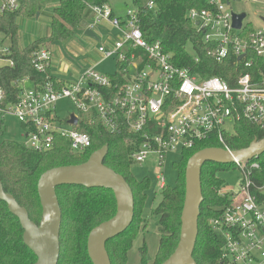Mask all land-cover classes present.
I'll use <instances>...</instances> for the list:
<instances>
[{"label":"built area","instance_id":"2783aa9c","mask_svg":"<svg viewBox=\"0 0 264 264\" xmlns=\"http://www.w3.org/2000/svg\"><path fill=\"white\" fill-rule=\"evenodd\" d=\"M24 1L0 0V14L16 12ZM155 1L147 0L142 8L128 10L122 18L109 5L90 7L92 22L84 31L97 36L101 62L116 60L113 75L90 67L75 83L65 81L63 88L29 77L13 81L9 93L0 86V118L11 117L20 123L27 149L51 151L55 138L61 136L69 140L72 153L82 155L92 144L89 133L81 129L82 122L99 118L111 133L127 130L142 135L141 142L135 137L127 140L129 146H135L131 156L134 163L145 164L148 156L155 154L162 166L168 152L190 150L211 138L223 143L224 133L241 120L264 128V26L246 25L245 14L237 30L233 15L241 13L232 11L233 3L260 5L264 24V0H205L206 9L194 8L187 15L216 62L232 59L241 71L231 83L219 77L203 79L191 68L174 65L161 41L147 40L141 17L155 11ZM105 24L113 29L114 38L108 35L101 39L96 32ZM33 53L34 68L47 73L53 65L51 50L41 48ZM11 56L10 40L0 31V71L14 68ZM66 99L75 112L63 121L57 114V104ZM74 117L76 124L72 122ZM242 164L245 167L239 172L242 179L238 190L228 186L220 189L221 195H230L231 200L209 223L223 239V263L264 264V183L257 185L252 180L253 172L259 169L257 159ZM157 177L162 190L166 179Z\"/></svg>","mask_w":264,"mask_h":264},{"label":"trees","instance_id":"16d2710c","mask_svg":"<svg viewBox=\"0 0 264 264\" xmlns=\"http://www.w3.org/2000/svg\"><path fill=\"white\" fill-rule=\"evenodd\" d=\"M155 11L143 14L141 30L150 43L161 41L163 49L172 56L174 65L193 69L203 79L219 77L229 83L232 77L241 73L237 71L232 59L218 64L209 54L208 44L202 34L196 31L193 22L187 17L191 9L203 10L208 7L205 0H156ZM142 8L145 0H137ZM109 5L108 0H60L52 17L51 35L37 41L31 46L19 47V27L16 19L19 15L32 18L41 9L38 1L27 0L14 13L0 14V31L10 40L11 58L14 68H2L0 86L9 93L13 90L11 83L18 78L29 77L41 84L51 83L58 88L65 86V81L53 74L52 68L47 73H39L32 64L33 52L41 48L51 50L54 43L69 41L90 7ZM251 30V29H249ZM189 47L195 51L190 54ZM198 59V60H196ZM244 73V72H242ZM13 99H11L12 101ZM233 131L224 133V142L211 138L199 143L193 149L181 152L177 165L178 181L174 188L167 185L161 190L163 199L155 211L159 217L160 245L155 260L150 261L147 247L140 250L139 264H163L175 252L179 245L181 216L186 197L185 169L189 159L197 152L210 148H229L242 151L254 140L264 139V128L246 120L236 123ZM81 129L91 137V148L82 155L72 153L69 140L57 136L51 151L37 152L27 149L23 144L10 139L0 141V180L4 191L17 200L20 206L29 212L30 219L39 224L42 218L38 182L42 174L54 168L82 165L88 158L104 146L109 147L105 164L126 179L134 194L135 215L130 228L113 240L107 241L106 249L111 264H126L128 254L133 249L135 238L147 228L145 207L147 192L151 180H139L132 172V154L135 146H129L127 140L134 138L141 142L142 135L129 134L127 130L111 133L102 125L100 119H85ZM6 120L0 118V139L5 135ZM22 136V135H21ZM23 138V137H22ZM259 169L253 172L252 180L264 183V155L258 157ZM232 165H237L233 163ZM228 166V165H226ZM226 166L210 163L202 168L203 202L198 220L199 231L194 260L196 264H225L221 260L223 239L211 228L209 221L221 215L230 202L228 196L219 195V190L226 186L218 173ZM62 211L58 264H93L88 255V237L93 229L117 214V202L112 191L87 189L80 186L59 187L56 190ZM24 229L17 217L10 213L6 203L0 200V264H36L34 253L23 241Z\"/></svg>","mask_w":264,"mask_h":264},{"label":"water","instance_id":"95a60500","mask_svg":"<svg viewBox=\"0 0 264 264\" xmlns=\"http://www.w3.org/2000/svg\"><path fill=\"white\" fill-rule=\"evenodd\" d=\"M234 16V28L240 29L245 13ZM85 35L96 39L90 30ZM77 123V119H72ZM109 147L104 146L94 152L82 165L54 168L41 175L38 182V196L42 208V218L35 224L29 212L20 206L15 197L4 191L0 180V200L7 204L10 213L18 218L24 229L23 241L34 253L36 264H58L61 244L62 211L56 190L59 187L80 186L87 189L104 188L112 191L117 202V214L112 219L101 223L89 234L88 255L93 264H111L106 244L126 232L135 215L134 194L126 179L109 168L104 162ZM264 155V139L254 140L242 151H228L227 149L210 148L195 153L188 161L186 176V197L181 216L180 242L169 259L163 264H196L194 250L196 248L199 231L198 220L203 202L202 168L208 163L232 165L258 159Z\"/></svg>","mask_w":264,"mask_h":264},{"label":"rangeland","instance_id":"374dc122","mask_svg":"<svg viewBox=\"0 0 264 264\" xmlns=\"http://www.w3.org/2000/svg\"><path fill=\"white\" fill-rule=\"evenodd\" d=\"M137 0H108V4L112 6L115 14L120 17H125L128 10H134L138 5ZM59 0H45L38 1L41 9L32 18L24 15H19L16 19L18 23L19 32V47L21 49L31 46L37 41L47 39L51 35L52 17L54 16L55 9L59 7ZM147 2V0H145ZM90 9L85 13L83 22L76 30L75 34L69 41L64 43H54L51 47V53H53L54 67H58V78L70 83H75L79 78L78 74L81 69H86L88 66L101 60V56L97 52V46L99 45L98 39L91 38L85 35V25L90 24L91 13ZM232 11L236 14L245 13L248 17L246 19V25L251 28H262L264 26L261 17L263 11L260 5L251 2H238L233 3ZM98 35L103 39L108 35L114 38L113 29L105 24L100 26L96 30ZM189 52L195 55L194 49L189 47ZM90 63V64H88ZM117 62L114 58L107 59L97 67V70L103 74L113 75L117 70ZM78 78V79H77ZM75 112L73 104L70 100L59 102L57 104V114L61 120L65 121L68 115ZM233 131V130H231ZM3 139H10L17 143H24V139L21 136V125L14 118L7 117L6 119V131L4 132ZM80 155V154H76ZM158 156L150 154L145 161V164L133 163L132 172L135 178L142 180L149 178L151 180L150 189L147 192L148 201L145 207V216L147 219V228L142 231L136 238L133 245V249L129 252V260L126 264H139L141 262L140 250L146 246L147 254L150 261L155 260V255L160 245V225H158L159 217L155 215L157 207L160 205L163 199L161 188L159 186L158 175L165 177L166 185L170 188H174L178 181L177 165L181 162V152H168L163 160L162 166ZM211 163V162H210ZM208 163V164H210ZM245 164L240 165H228L223 168L224 171L218 173L222 178L226 186L232 188L233 191L238 190L239 183L241 181V175L239 172ZM250 165L246 166V170ZM219 195L221 191L219 190ZM231 200L230 195L222 196Z\"/></svg>","mask_w":264,"mask_h":264},{"label":"crops","instance_id":"0c3cea01","mask_svg":"<svg viewBox=\"0 0 264 264\" xmlns=\"http://www.w3.org/2000/svg\"><path fill=\"white\" fill-rule=\"evenodd\" d=\"M60 1V0H59ZM58 4H59V2H58ZM109 7L112 9V6H110L109 5ZM138 7V6H137ZM113 10V9H112ZM90 12V11H89ZM91 13V12H90ZM113 13L115 14V12H114V10H113ZM116 15V14H115ZM117 16V15H116ZM91 17H92V15H91ZM118 17H120V16H118ZM122 18V17H121ZM91 20H92V18H91ZM87 25V24H86ZM85 25V26H86ZM83 28H85V27H83ZM88 64H90V63H88ZM102 64V62H101V60H100V58H99V60L98 61H96V62H93V64H91L90 66H88L86 69H88V68H90V67H94V68H96V70H97V67L99 66V65H101ZM52 69H53V74L54 75H56V76H58V71L60 70L58 67H54V63H53V65H52ZM86 69H81V71L79 72V74H78V78H79V76H81V74L86 70ZM77 78V79H78ZM67 82V81H66ZM67 83H70V82H67Z\"/></svg>","mask_w":264,"mask_h":264}]
</instances>
